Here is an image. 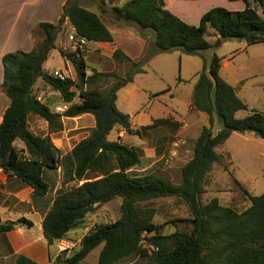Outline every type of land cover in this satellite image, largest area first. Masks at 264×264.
I'll return each mask as SVG.
<instances>
[{
  "label": "trees",
  "instance_id": "16d2710c",
  "mask_svg": "<svg viewBox=\"0 0 264 264\" xmlns=\"http://www.w3.org/2000/svg\"><path fill=\"white\" fill-rule=\"evenodd\" d=\"M243 1L244 10L212 8L202 16L199 25L188 24L169 11L165 0H132L122 7H112L114 23L150 37L145 56L138 61L121 49L113 53L114 60L131 65L125 77L100 72L88 75L82 51L59 50L75 66L79 82L61 80L44 71L43 65L51 51L57 49V32L66 21L75 29L77 38H85L89 43L114 42L99 14L74 0L67 2L57 24L40 23L45 38L35 50H18L3 57L2 86L11 103L0 121V168L8 177H16L30 186L38 197H46L50 192L46 170L62 168L63 183H76L57 192L45 215L43 234L49 247L66 240L99 206L122 199L121 217L116 222L96 226L82 239L78 251L68 257L61 253L51 264H92L84 261L100 246L102 250L95 264H118L137 256L149 257V246L158 249L150 257L151 264H264V193L253 195L243 187L251 205L242 212L223 206L217 197L206 204L202 202L209 175L214 165L222 161L217 149L234 133H253L264 139L263 112L253 109L246 117L237 116L249 108L236 88L221 77L220 56L215 53L210 65L197 75L192 108L206 114L209 125L203 127L192 158L181 170L180 184L157 175H131V170L142 162L143 150L109 138L115 128H121L143 139L150 130L171 122L170 118H155L150 125L135 129L131 116L117 105L118 92L133 83L136 75L146 72L145 63L150 57L176 49L187 55L203 56L204 51L221 46V37H240L249 46L264 44V0ZM101 2L106 4V0ZM258 7L262 8V14ZM210 30L217 34L214 42L207 39ZM40 78L58 91L65 103L72 104L68 110L54 112L38 100L35 86ZM110 78H114V83L106 92L101 91L98 83ZM179 82L183 80L179 78ZM74 88L80 91L77 104H73L78 95ZM170 91L169 87L155 96ZM87 114L94 116L95 127L70 153L62 155L51 134L63 130V118ZM31 115L48 123L50 135H37L30 130ZM217 119L222 128L215 133ZM17 141L25 148L19 150ZM169 197H178L188 205L192 217L190 231L160 233V225L154 221L156 210L150 204ZM21 226L31 228L33 222L21 218L0 223V234ZM144 242L148 247H144ZM17 264L36 263L20 256Z\"/></svg>",
  "mask_w": 264,
  "mask_h": 264
},
{
  "label": "rangeland",
  "instance_id": "374dc122",
  "mask_svg": "<svg viewBox=\"0 0 264 264\" xmlns=\"http://www.w3.org/2000/svg\"><path fill=\"white\" fill-rule=\"evenodd\" d=\"M74 1L99 14L107 26L114 31H127L130 29V27L121 23L113 22L112 7H122L132 0H117L115 2L106 0V4H103L101 0ZM210 3H213L215 7L235 11L233 10L235 8L232 5L233 2L229 0H208L202 3L200 8L203 9ZM242 3H238L237 6H244ZM177 7L188 12V15H190L193 8L191 5H179ZM258 11L260 14L263 12L260 7H258ZM72 33V26L64 22L57 32L55 42L57 49L51 51L43 68L52 76H54L55 71H60L67 79L77 83L79 82V75L75 66L71 61L65 60L59 52V50L72 51L68 38ZM34 36L38 40V47L44 40L45 33L38 28L35 30ZM216 37L217 34L210 30L207 39L214 42ZM120 38L118 37V39ZM82 53L88 66V75L100 72L125 77L131 66L128 63H119L114 60L112 51H107L106 54H102L98 50L92 51L89 43L84 47ZM215 53L223 59L222 77L228 79L234 85L241 84L243 87L244 90L240 93L242 99L247 101L250 106H253L257 101L260 105L264 104V44L249 46L245 40L230 39L222 41L217 50L204 51L203 56L187 55L176 49L150 57L145 63L147 73L139 76L134 83L118 92L117 105L122 112L131 116L132 124L138 125L143 117L149 116L153 119L170 118L171 122L166 126L150 130L143 139L127 134L124 129H114L109 137L110 140H119L131 146H137L142 140L145 141L146 145L143 148L137 146L144 152L143 162L131 170V175H157L175 184L181 183V170L192 158L195 142L203 127L209 125L208 116L192 108V95L197 81V74L205 66L210 65ZM179 78L184 82L180 83ZM2 83L0 82V113H3L10 104ZM113 83L114 78H110L105 82L100 81L98 86L101 91L106 92ZM169 87L171 88L170 92L155 96L156 93ZM74 90L78 95L73 104H77L80 102V91L76 88ZM35 92L54 112L64 105L68 107L72 105L65 103L61 94L42 78L38 80ZM62 121L63 130L51 134V137L54 145L61 151L62 155H66L90 134L96 123L94 116L91 114L76 118L65 117ZM221 125L222 123L217 119L213 128L215 133L219 131ZM29 128L37 135H50L48 123L37 115L29 117ZM15 145L19 150L25 148L21 141H17ZM144 148L146 151H144ZM227 149L234 156L235 166H233L231 155ZM154 150L155 156H153ZM217 151L222 155V161L214 165L209 175L206 193L202 196V202L206 204L217 197L223 206L232 207L242 212L251 205L243 192V187L251 190L254 195L264 193L263 188H259L257 191L252 190V183L255 179L264 182V176L261 174L264 172V139L255 136L253 133H249L245 137L236 134L220 146ZM23 153L26 155V151ZM45 179L50 184V192L46 198L48 207L53 202L57 192L61 189L71 188L76 184L65 185L63 183L62 168L46 170ZM121 204L122 199L118 198L99 206L95 212L90 213L84 222L67 236L65 241L72 245L70 248L60 251L58 248L59 242L51 247V260L59 251L60 254L65 253L67 257L73 255L81 248L82 239L93 228L101 224L116 222L121 217ZM150 205L156 210L154 221L160 225L162 235L192 229L190 209L182 199L178 197L162 198ZM27 231L31 237H34L39 233V227L36 226L31 230L27 228ZM144 247H147L146 242H144ZM101 250L102 246L93 250L84 262L97 263ZM152 254L153 251L150 249L149 257L137 256L118 264H151L150 257ZM11 264H17V261H12Z\"/></svg>",
  "mask_w": 264,
  "mask_h": 264
},
{
  "label": "crops",
  "instance_id": "0c3cea01",
  "mask_svg": "<svg viewBox=\"0 0 264 264\" xmlns=\"http://www.w3.org/2000/svg\"><path fill=\"white\" fill-rule=\"evenodd\" d=\"M68 1L71 0H0V82H3L4 79L3 57L7 53L16 52L18 50L24 52H32L35 50L38 41L34 36L35 30H37L40 23L43 22L57 24L61 19ZM206 1L208 0H165L166 8L169 11L191 25H199L202 16L215 7L213 3H210L208 6L201 9L200 5ZM240 2H243L242 4L244 6H237ZM179 5L193 6L190 15H188V12L178 9L177 6ZM232 5L235 6V8H233L235 11L244 10L246 7V3L243 0L235 1ZM109 29L114 36V42L89 43L92 47V51L98 50L101 51L102 54H106L107 51H112L114 53L115 50L121 49L135 61L140 60L145 55L150 43V37L139 35L133 28L127 31L119 30L118 32L111 28ZM118 37L121 38L118 39ZM223 67L224 64L222 69ZM146 73L147 70L143 74ZM143 74L136 75L134 82ZM224 80L236 88L238 96L242 99L240 93L244 89L241 84L234 85L228 79ZM243 101L247 104L249 110L241 111L243 113L239 112L237 114L239 118L248 116L250 110L253 109L264 113V104L260 105L259 101H257V103L255 102L253 106H250L247 101ZM6 109L3 113H0V121ZM152 122V117H143L142 120H140V124L136 125L133 123V127L138 129L142 126L150 125ZM220 128H222V125ZM236 134L239 135V133H234L229 140ZM248 134L249 133L241 134V136L245 137L248 136ZM145 145V141L143 142V140L140 144H137V146H141L142 148ZM144 151H146L145 148ZM227 151L231 155L233 166H235L232 152L228 149ZM153 156H155V150ZM261 174L264 176V172ZM259 188L264 189V182L255 179L252 183V190L257 191ZM249 192H251V190H249ZM251 193L253 194V192ZM46 198L47 196H35L30 186L16 177H8L0 170V223L18 221L21 218H27L33 222V227L31 228L21 226L6 234H0V264H11L12 261L16 262L20 256H25L33 260L36 264H51V262L59 256L60 251L57 252L51 260V247H49L43 234V221L47 211L52 205L51 202L49 207L47 206ZM36 226L39 227V233L31 237L28 234L27 228L31 230Z\"/></svg>",
  "mask_w": 264,
  "mask_h": 264
},
{
  "label": "built area",
  "instance_id": "2783aa9c",
  "mask_svg": "<svg viewBox=\"0 0 264 264\" xmlns=\"http://www.w3.org/2000/svg\"><path fill=\"white\" fill-rule=\"evenodd\" d=\"M66 23L68 24V22L66 21ZM73 29V33L69 35V42L71 43V50L72 51H82L84 49V47L89 43L85 38H77L76 37V32L75 29L72 27ZM54 76L61 79V80H65L67 77L60 71H55L54 72ZM38 100L40 102H43V99L41 97H38ZM70 107V106H69ZM67 105H64L62 107H59L57 110L58 112H65L66 110H68L69 108ZM0 170L2 171V169L0 168ZM72 245L68 244L67 241L62 240L59 242L58 248L60 251H65L68 248H70ZM148 247V246H147ZM148 248H150L152 251H156L158 250L156 247L154 246H149Z\"/></svg>",
  "mask_w": 264,
  "mask_h": 264
},
{
  "label": "water",
  "instance_id": "95a60500",
  "mask_svg": "<svg viewBox=\"0 0 264 264\" xmlns=\"http://www.w3.org/2000/svg\"><path fill=\"white\" fill-rule=\"evenodd\" d=\"M222 41H228L230 39H236V40H241L240 37H221Z\"/></svg>",
  "mask_w": 264,
  "mask_h": 264
}]
</instances>
